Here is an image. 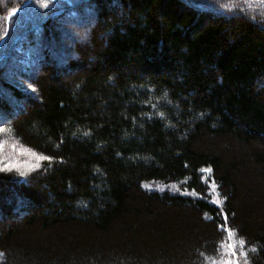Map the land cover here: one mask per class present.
<instances>
[{"label": "trees", "instance_id": "trees-1", "mask_svg": "<svg viewBox=\"0 0 264 264\" xmlns=\"http://www.w3.org/2000/svg\"><path fill=\"white\" fill-rule=\"evenodd\" d=\"M0 128V264H264V0H0Z\"/></svg>", "mask_w": 264, "mask_h": 264}, {"label": "rangeland", "instance_id": "rangeland-1", "mask_svg": "<svg viewBox=\"0 0 264 264\" xmlns=\"http://www.w3.org/2000/svg\"><path fill=\"white\" fill-rule=\"evenodd\" d=\"M71 18V15L67 16L65 19H62L61 21H52L51 27L49 29H46L45 32H43V40L46 42L47 39L50 38V40H47L46 43L43 44L42 48L37 52L36 56H45L46 54H51V57H53V54H57L56 47H71L72 46V39H75V34L73 27H77L80 30L85 28L84 24L80 25L75 21L74 23H67L68 19ZM67 19V20H66ZM48 34V35H47ZM76 40V39H75ZM23 44L19 46L20 49L23 48ZM21 51V50H20ZM32 53V52H30ZM33 55L35 53L24 57L18 56L20 61H16L12 66L8 67L6 72L4 73L5 76H8L10 78V81H15L17 84L21 85L23 89L30 91L35 96V90L34 88L29 85L27 82L26 84H23L22 79H19V74L16 72L14 66H18L21 69H26L29 72H31L33 75H36L37 72L43 67L45 62H37L36 58H33ZM33 59V62H37L33 65H23V63L31 64V60ZM55 59V58H54ZM56 61V59L54 60ZM25 63V64H26ZM26 70V71H27ZM31 74V75H32ZM26 76L28 80L32 79V76ZM34 90V91H33ZM39 164V158L34 153L22 149L20 146L16 144V142L11 141V139L6 134V131L2 130L0 128V170H8L13 171L16 175L23 176L24 174L31 173L34 171ZM146 188L152 191H170V192H180V188L178 186H166L161 184H147ZM211 196L214 201L219 202L218 199V193L215 192V187L213 186ZM226 253L223 254V258L217 260L215 263L212 264H244V261L246 260L245 256L242 254L236 253V248L234 247L233 241L226 246ZM236 253V254H235ZM243 260V261H242Z\"/></svg>", "mask_w": 264, "mask_h": 264}, {"label": "snow or ice", "instance_id": "snow-or-ice-1", "mask_svg": "<svg viewBox=\"0 0 264 264\" xmlns=\"http://www.w3.org/2000/svg\"><path fill=\"white\" fill-rule=\"evenodd\" d=\"M13 12L15 13V9L13 10ZM34 91V90H33ZM41 159H44L43 157H41ZM47 159L49 161H51L53 159V157H47ZM225 219H227V217H225ZM219 227L221 228V230H224V226L223 225H219ZM229 232H230V229H229ZM229 264H231V262H229ZM238 264V262H237Z\"/></svg>", "mask_w": 264, "mask_h": 264}, {"label": "bare ground", "instance_id": "bare-ground-1", "mask_svg": "<svg viewBox=\"0 0 264 264\" xmlns=\"http://www.w3.org/2000/svg\"><path fill=\"white\" fill-rule=\"evenodd\" d=\"M231 236V235H230ZM225 242V241H224Z\"/></svg>", "mask_w": 264, "mask_h": 264}]
</instances>
